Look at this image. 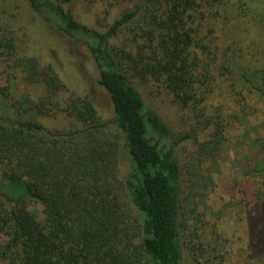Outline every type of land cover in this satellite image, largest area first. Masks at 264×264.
I'll use <instances>...</instances> for the list:
<instances>
[{"label":"trees","instance_id":"1","mask_svg":"<svg viewBox=\"0 0 264 264\" xmlns=\"http://www.w3.org/2000/svg\"><path fill=\"white\" fill-rule=\"evenodd\" d=\"M25 1L42 22L85 47L113 118L104 121L90 97L57 101L65 87L57 69L20 54L13 24L0 13V65L9 86L20 77L45 87L37 101L12 103L23 117L0 115V185L6 182L0 187V262L185 264L184 240L199 237L189 223L195 212L189 205L191 183L205 178L195 168L203 159L192 165L185 192L176 152L189 136L171 135L135 83H159L181 108L202 105L235 76L248 86V62H238L240 32L242 24L260 22L256 4L264 0H114L123 10L104 30L78 22L68 0ZM251 75L262 90L264 70ZM0 97L8 100V86L0 87ZM56 109L78 125L50 128L35 120L56 115ZM240 112L232 117L238 120ZM215 124L216 139L203 150L212 159L214 143L220 151L224 145L225 125ZM247 176L248 200L240 203L248 252L264 264V159Z\"/></svg>","mask_w":264,"mask_h":264},{"label":"rangeland","instance_id":"2","mask_svg":"<svg viewBox=\"0 0 264 264\" xmlns=\"http://www.w3.org/2000/svg\"><path fill=\"white\" fill-rule=\"evenodd\" d=\"M67 7L78 22L98 30L106 29L123 10V5L114 0H68ZM256 12L260 22L242 24L245 30L240 32L238 62H248V86L235 76L224 83L221 91L218 86L215 94L202 105L181 108L159 83L153 80L135 83L146 107L162 119L171 135L189 136L180 141L176 152L185 192L189 191L192 165H198L196 158L203 159L195 168L205 178L195 181L197 184L191 183L194 196L189 205L195 210L189 223L191 228H198L199 237L190 236L184 240L185 264H257L248 252L250 235L246 210L243 202L240 203L241 199L248 200L247 190L251 186L248 172L264 159V88L258 89L251 75L256 69L264 70V2L256 4ZM0 13L4 21L13 24L20 54L32 55L40 64H52L57 69L65 86L57 101L63 104L75 96L90 97L104 121L113 118L107 93L97 82L96 67L81 43L62 36L42 22L25 0H0ZM9 78L0 65V87H9L8 100L0 97V115L23 117V111L18 112L12 103L21 97L37 101L45 94V87L40 83L28 84L20 77L9 86ZM230 84L239 90L238 97ZM239 111L240 118L236 120L232 114ZM61 115L57 112L50 118L36 117L35 120L50 128L68 129L78 125ZM216 121L225 125L224 145L220 151L219 142L214 143L217 155L212 159L203 150L208 140L216 139L213 134ZM120 168L124 174L129 168L126 155H123ZM3 185L0 187L5 188ZM199 242L209 243L211 248L203 249ZM210 259L213 261L209 262ZM0 264L10 263L4 260Z\"/></svg>","mask_w":264,"mask_h":264}]
</instances>
